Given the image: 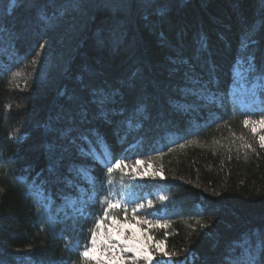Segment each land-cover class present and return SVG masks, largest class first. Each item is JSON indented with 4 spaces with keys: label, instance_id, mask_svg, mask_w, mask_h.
<instances>
[{
    "label": "trees",
    "instance_id": "obj_1",
    "mask_svg": "<svg viewBox=\"0 0 264 264\" xmlns=\"http://www.w3.org/2000/svg\"><path fill=\"white\" fill-rule=\"evenodd\" d=\"M262 114L264 0H0V264H80L98 135L161 173L137 192L175 264H264Z\"/></svg>",
    "mask_w": 264,
    "mask_h": 264
},
{
    "label": "snow or ice",
    "instance_id": "obj_2",
    "mask_svg": "<svg viewBox=\"0 0 264 264\" xmlns=\"http://www.w3.org/2000/svg\"><path fill=\"white\" fill-rule=\"evenodd\" d=\"M15 2L16 0H13V3ZM201 46L206 47V42L202 40ZM247 46L246 42L242 43L241 50H246ZM237 63H243V59H240ZM254 67L253 57L250 56L248 70L251 72L254 70ZM209 99L213 98L209 97ZM105 106L106 103L101 105L102 111ZM243 124L245 127L251 125V132L256 133V125L264 126V114L257 120L244 119ZM258 139L260 148H264V134L259 135ZM95 145L98 146V151L95 148H87L86 151H82V155L91 158L89 164L103 163L104 180L101 181L95 176L90 167L80 168L79 174L83 176L92 188H95L98 183L101 184L102 188L106 184L107 188L103 192L93 193L89 200L85 202V207L82 209L83 218L92 220L93 226L89 231L87 240L77 241V255L80 264H140V261H143L144 264H152L154 257L130 242L136 239L135 234H129L125 239L120 238L121 236H125L123 225L128 223L129 219L138 224L152 227L166 228L168 224L167 222L161 224V219L164 218L159 215L160 210L153 212L146 210L153 207V201L147 196L141 197L138 194L137 189L143 188L144 185L124 184L123 179H121V188L115 189L112 178L113 174L117 170L123 171V169L129 167L125 162L126 158L114 157L110 146L100 135L97 136ZM245 147L251 148L252 145L245 144ZM97 157H99V161H97ZM141 163L143 161L140 159H136L134 162L135 165H140ZM135 179L136 177L132 176V180ZM158 199L164 201L167 197L159 195ZM141 200H146V205ZM95 207H99L100 211L93 212L92 209ZM121 215L124 217L123 221L120 219ZM148 217H152V219ZM118 225L119 227H117ZM114 229L119 235L114 233ZM163 243V241H158L154 250L162 253V257H168V259L161 258L157 260V264H175L171 257L176 255V253H171L161 248L159 245ZM180 264H189V260L186 258Z\"/></svg>",
    "mask_w": 264,
    "mask_h": 264
},
{
    "label": "rangeland",
    "instance_id": "obj_3",
    "mask_svg": "<svg viewBox=\"0 0 264 264\" xmlns=\"http://www.w3.org/2000/svg\"><path fill=\"white\" fill-rule=\"evenodd\" d=\"M237 76L241 75V71H237L236 72ZM257 86V84H253L250 90H247L248 88L245 85V82L242 81L241 85H239V96L240 99H243L246 95H248L249 93H251V91H253V89H255ZM251 129V125L248 126ZM256 133H254L257 137H259V135L264 134V126L261 125H256ZM98 151V150H96ZM90 167V166H87ZM82 168V166H79L78 169L76 170L77 172H79V169ZM92 169V167H90ZM134 168V170H133ZM121 172L122 175V179L124 184H137V182H141L143 180L149 179V178H153L155 176L162 177L161 173L154 168L151 164L149 163H141L140 165H132L129 166L127 169H123V171L119 170ZM132 176H135L136 179L132 180ZM121 187V184H120ZM81 189V195H80V199L82 200V202H86L89 200V198L91 196H88L87 191H85L84 188L80 187ZM159 195H164L161 191L155 192L151 195L149 194H145L144 196H147L149 199H158ZM161 201V200H160ZM166 200L162 201L165 202ZM142 203H145L146 205V200H142ZM64 203H60L59 205L56 206V208L54 209V215H58V213L56 211H60L63 208ZM147 210V209H146ZM82 212V208L79 210V213ZM149 219H152V217H148ZM121 221H123L124 217L121 215L120 216ZM162 224V221H161ZM119 227V225L117 226ZM155 228H160V227H152L149 225H142V224H138L135 221H132L131 219H129V222L123 225V231L125 233V236H121V239H125L127 235L129 234H135L136 239L134 241H130L131 243H133L136 247L140 248L142 251H147L150 255H152L154 257L152 264H157V260H160L161 258L163 259H168V257H162V253H158L156 252L154 249L157 246V240L154 236V234L152 233V230ZM114 233L116 235H119L118 232H116V230H113ZM161 248H163L165 250V245L164 243L159 245ZM73 250H75L77 252V243L72 246ZM131 255V254H129ZM246 259V253L243 251L242 255L239 256V258L237 260H235V262H237V264H246L245 262ZM140 264H144L143 261H140Z\"/></svg>",
    "mask_w": 264,
    "mask_h": 264
}]
</instances>
